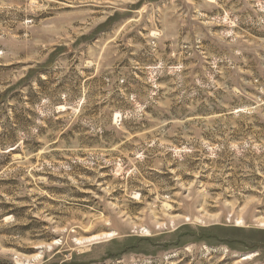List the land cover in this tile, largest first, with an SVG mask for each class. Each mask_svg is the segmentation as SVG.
Returning <instances> with one entry per match:
<instances>
[{"label": "rangeland", "instance_id": "rangeland-1", "mask_svg": "<svg viewBox=\"0 0 264 264\" xmlns=\"http://www.w3.org/2000/svg\"><path fill=\"white\" fill-rule=\"evenodd\" d=\"M0 264H264V0H0Z\"/></svg>", "mask_w": 264, "mask_h": 264}]
</instances>
